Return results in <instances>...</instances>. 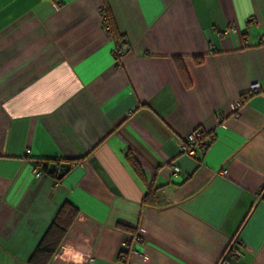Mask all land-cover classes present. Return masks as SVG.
I'll use <instances>...</instances> for the list:
<instances>
[{"label": "crops", "instance_id": "0c3cea01", "mask_svg": "<svg viewBox=\"0 0 264 264\" xmlns=\"http://www.w3.org/2000/svg\"><path fill=\"white\" fill-rule=\"evenodd\" d=\"M262 37L264 0H0V264H27L64 203L48 264H123L117 225L124 264H219L232 239L231 264H264ZM195 130L207 148L180 155ZM52 160L68 172L35 177Z\"/></svg>", "mask_w": 264, "mask_h": 264}, {"label": "trees", "instance_id": "16d2710c", "mask_svg": "<svg viewBox=\"0 0 264 264\" xmlns=\"http://www.w3.org/2000/svg\"><path fill=\"white\" fill-rule=\"evenodd\" d=\"M56 1V0H53ZM103 24L107 26L111 32V35L114 40H122V37L118 35L117 31L115 30L113 23L111 21V17L108 14L107 10L104 13V19ZM199 64V62H196ZM181 77L183 79V82L185 86H188L187 78L184 74V72L181 71ZM125 159L129 165V167L132 169V171L141 178V169L138 165V163L135 161V159L130 155L127 154L125 156ZM50 164H55L56 167L61 164L59 160H52V161H41L40 162V169L42 172L49 174L52 176L55 180L59 181L60 179H57V174L55 172L48 173V166ZM69 164V163H68ZM70 165V164H69ZM156 200L154 195V190L149 189L147 193L145 194L142 204L143 206L147 208H153L155 206ZM77 216V210L72 205L68 203H64L54 216L52 222L50 223L49 227L45 231L44 235L42 236L41 240L39 241L38 245L34 249L33 253L31 254L27 264H48L51 256L53 253L57 250L59 245L61 244L62 240L64 239L65 235L67 234L71 224L75 220ZM117 229L128 233L132 236V239L127 242V249L129 250L132 247V242L134 238H137V232L135 229L124 226V225H117ZM128 252L125 251L124 253L121 252L119 254V260L121 263L124 264L128 257Z\"/></svg>", "mask_w": 264, "mask_h": 264}, {"label": "built area", "instance_id": "2783aa9c", "mask_svg": "<svg viewBox=\"0 0 264 264\" xmlns=\"http://www.w3.org/2000/svg\"><path fill=\"white\" fill-rule=\"evenodd\" d=\"M260 44H264V37H262L259 41ZM126 50L125 45H121L119 48L113 50V55L115 57L123 54ZM259 91L258 83H252L249 86V92L257 93ZM208 145V139L199 130L192 131L185 138L179 139L176 142V148L180 155H185L188 157H192L196 151H205ZM25 154H29V150H26ZM176 171V170H175ZM57 174V169L54 171ZM42 174L40 169V162L35 163V177H39ZM138 238H134V242H137ZM123 253L127 251L128 253L138 254L139 252L131 247L129 250L127 249V244H123ZM241 256L240 248L235 239H232L226 248L225 252L221 256L219 264H231L233 260Z\"/></svg>", "mask_w": 264, "mask_h": 264}, {"label": "water", "instance_id": "95a60500", "mask_svg": "<svg viewBox=\"0 0 264 264\" xmlns=\"http://www.w3.org/2000/svg\"><path fill=\"white\" fill-rule=\"evenodd\" d=\"M70 165L68 163H61L58 167L55 164H50L48 166V173L54 172L57 169V179H61L64 174L69 170Z\"/></svg>", "mask_w": 264, "mask_h": 264}]
</instances>
